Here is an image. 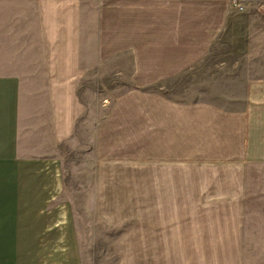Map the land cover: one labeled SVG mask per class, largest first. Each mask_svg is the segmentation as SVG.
<instances>
[{
    "label": "crops",
    "instance_id": "obj_1",
    "mask_svg": "<svg viewBox=\"0 0 264 264\" xmlns=\"http://www.w3.org/2000/svg\"><path fill=\"white\" fill-rule=\"evenodd\" d=\"M143 1L171 0H0V264H82L53 149L71 137L85 109L77 92L85 73L80 54L138 46L136 54H171L173 44L185 51L191 42L188 22L154 9L164 3ZM132 5L137 9L129 14ZM208 105L151 99L150 136L143 135L151 143L142 155L151 160L153 185L216 187L215 199L231 204L238 221L228 231L201 230L207 237L201 243L215 250H264L257 246L264 238L253 237L264 232L245 222L243 203L255 199L241 192L257 181L247 172L264 170V78L248 84L239 111ZM161 235L171 249L172 230H159V240Z\"/></svg>",
    "mask_w": 264,
    "mask_h": 264
},
{
    "label": "rangeland",
    "instance_id": "obj_2",
    "mask_svg": "<svg viewBox=\"0 0 264 264\" xmlns=\"http://www.w3.org/2000/svg\"><path fill=\"white\" fill-rule=\"evenodd\" d=\"M143 3H164L154 9L191 25L190 53L173 44L171 54H136L140 46L80 54L85 73L77 92L85 109L71 137L53 149L82 264H264V250H215L201 243L206 237L201 230L232 229L238 220L231 204L215 199L216 187H155L151 160L142 155L151 143L143 135L150 136L152 98L231 112L243 107L248 84L264 78V0ZM135 9L129 7V14ZM247 173L256 174L257 181L241 188L255 199L243 203L245 222L264 232V170ZM167 228L171 249L158 236Z\"/></svg>",
    "mask_w": 264,
    "mask_h": 264
}]
</instances>
